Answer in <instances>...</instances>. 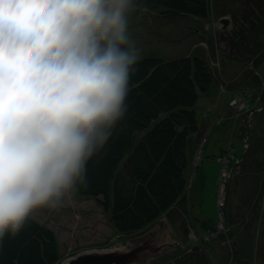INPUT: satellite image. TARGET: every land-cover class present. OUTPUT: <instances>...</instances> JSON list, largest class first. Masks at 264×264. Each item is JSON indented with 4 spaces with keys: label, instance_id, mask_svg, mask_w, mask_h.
<instances>
[{
    "label": "rangeland",
    "instance_id": "1",
    "mask_svg": "<svg viewBox=\"0 0 264 264\" xmlns=\"http://www.w3.org/2000/svg\"><path fill=\"white\" fill-rule=\"evenodd\" d=\"M128 34L139 50L138 59L197 56L214 71L212 88L200 94L195 106L202 125L188 149L184 199L142 230L120 235L109 214L93 198L81 196L73 188L56 207L34 209L29 217L54 231L60 263L87 251L126 249L138 239L142 243L149 230L161 223L165 244L172 246L145 264L173 262L190 249L192 239L200 242L206 238V232L200 235L191 226V216L197 230L203 221H216L215 231L228 235L225 243L215 239L208 246L212 263L235 264L237 260L253 264L257 256L264 260V249H257L264 224L260 227L263 221L256 219V212L264 208V195L258 204V196L252 194L264 180V0H209L204 19L183 16L168 20L155 11L133 8L128 15ZM228 184L229 202L236 203L226 205L233 213L230 227L218 215L225 207ZM253 201L255 215L248 216L252 221L238 219L240 212L248 213L247 206Z\"/></svg>",
    "mask_w": 264,
    "mask_h": 264
},
{
    "label": "clouds",
    "instance_id": "2",
    "mask_svg": "<svg viewBox=\"0 0 264 264\" xmlns=\"http://www.w3.org/2000/svg\"><path fill=\"white\" fill-rule=\"evenodd\" d=\"M135 0H0V240L56 207L126 112Z\"/></svg>",
    "mask_w": 264,
    "mask_h": 264
},
{
    "label": "trees",
    "instance_id": "3",
    "mask_svg": "<svg viewBox=\"0 0 264 264\" xmlns=\"http://www.w3.org/2000/svg\"><path fill=\"white\" fill-rule=\"evenodd\" d=\"M133 8L155 11L158 17L168 20L183 16L204 19L209 0H135ZM213 80L214 71L197 56L138 59L130 76L124 116L113 126L106 143L88 160L84 178L73 186L79 195L93 198L109 214L118 235L142 230L184 199L188 149L202 125L195 106L200 94L212 88ZM263 184L264 180L260 186ZM260 186L252 193L258 196H254L258 204L264 195ZM230 188L228 184L225 207L218 213L228 227L233 213L226 205L236 204L229 202ZM256 202H249L248 213L240 212L238 219L252 221L248 216L254 214L251 206ZM234 211L237 215L236 208ZM256 213V219L264 222V208ZM191 217V226L200 235L206 232V238L200 242L192 239L190 249L166 264H214L208 256V246L215 239L226 242L223 239L228 235L214 229L216 221H203L197 230L196 220ZM257 243V249H264L263 234L257 236ZM262 258L255 257L253 264H264ZM59 263L56 234L30 217L17 234H6L0 240V264Z\"/></svg>",
    "mask_w": 264,
    "mask_h": 264
},
{
    "label": "water",
    "instance_id": "4",
    "mask_svg": "<svg viewBox=\"0 0 264 264\" xmlns=\"http://www.w3.org/2000/svg\"><path fill=\"white\" fill-rule=\"evenodd\" d=\"M222 22L227 24V20ZM162 225L161 223L149 230L142 243L141 239H138L131 242L126 249L118 247L112 250L79 253L59 264H145L172 246L171 243L165 244L166 240L163 239L165 226Z\"/></svg>",
    "mask_w": 264,
    "mask_h": 264
}]
</instances>
